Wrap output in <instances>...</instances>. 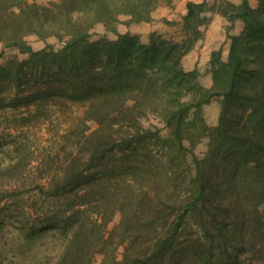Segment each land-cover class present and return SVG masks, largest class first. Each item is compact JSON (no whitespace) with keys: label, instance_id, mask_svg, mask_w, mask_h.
<instances>
[{"label":"trees","instance_id":"trees-1","mask_svg":"<svg viewBox=\"0 0 264 264\" xmlns=\"http://www.w3.org/2000/svg\"><path fill=\"white\" fill-rule=\"evenodd\" d=\"M40 1L0 0V43L28 55L0 64V110L54 100L87 109L66 135L69 142L64 139L70 149L63 164L37 168L47 177L32 198L59 210L44 211L25 235L31 238L37 226L63 231L54 264H89L113 237L115 248L104 249L102 264H264V0L256 7L250 0L188 1L183 37L153 32L147 44L118 32L120 18L148 23L172 0ZM215 14L230 24L228 59L220 49L212 52V85L204 87L199 71L186 70L182 60ZM235 22L243 24L240 34H230ZM99 24L116 38L92 40ZM30 35L54 37L62 47L36 51ZM214 99L220 114L217 126H209L203 107ZM151 117L166 137L148 123ZM90 123L97 128L89 132ZM203 138L209 139L207 153L189 162ZM12 164L0 173L9 181L26 168ZM22 187L10 193L16 216ZM115 211L122 214L121 234L104 239ZM118 245L125 246L121 261Z\"/></svg>","mask_w":264,"mask_h":264},{"label":"rangeland","instance_id":"rangeland-1","mask_svg":"<svg viewBox=\"0 0 264 264\" xmlns=\"http://www.w3.org/2000/svg\"><path fill=\"white\" fill-rule=\"evenodd\" d=\"M47 1L48 0L40 1V3H46ZM232 1L238 2V0ZM174 2L173 0L171 6L161 4L152 14L150 22L154 21L152 24L156 27L155 32L163 37L180 40L183 37L180 27L183 17L178 15H157L161 10H169V8L173 7V4H175ZM250 3L253 7L258 5L257 0H250ZM145 25L147 24L145 23L144 26ZM228 25L230 24L227 22L222 34L223 43L226 45L227 49L226 60L228 59L230 43L226 36V27ZM126 26H129V24H127V18L121 17L120 23L117 25V31L119 32L118 29H121V31L125 32ZM242 30L243 24L241 22H235L230 30V34H240ZM139 33L146 35L144 41L141 39L140 34H135L140 37L141 42L144 44L149 43L150 35L153 32H150V30L146 28ZM99 35H104L110 39L116 38L113 33L106 32L104 27L100 24L96 25L93 29L91 39L96 40L99 38ZM27 40L36 51L44 48L48 44L52 45L56 50L62 47V41L54 37L40 40L36 36L30 35L27 37ZM220 50L222 51V48H220ZM13 56L17 57L20 61H26L28 59V55L22 54L14 48L5 49L0 43V64L6 63ZM194 57L195 55L191 57L192 61L189 64L186 63L184 68L194 65ZM211 57L212 53L205 57L204 63L203 65L201 64L202 66L200 67L201 71H199V80L204 87H210L212 85ZM202 58L200 54V60ZM208 83L210 86H206ZM86 109V105L54 100L41 105V107L35 105L29 108H20L19 110L8 108L0 110L1 168L6 167L9 163H13L12 165L20 163L22 167H26L20 175L17 174L11 181L7 179V175H0V264H54L56 262L65 240V233H63V231L57 229L39 231L40 227L37 226L38 228L34 227L36 234L31 238L28 237L29 234L25 235V232L29 230L30 225L42 221V213H44V211L48 213L57 212L59 206L55 203H49L48 205V202L45 203L43 199H34L31 195H34L35 186L45 181L47 177L46 175L40 176V166L44 167V165H49L55 168L63 164L64 158L70 149V146L65 142V140L69 142L66 135L76 131L75 126L83 119ZM219 114L220 104L218 99L212 100L203 107V116L209 126H217ZM21 123H24L23 126H19ZM148 123L162 128L163 131L161 135L163 137L167 136V131L157 118L151 117ZM89 126V132L97 128V125L93 123H90ZM208 143L209 139L203 138L200 143L191 150L192 152L188 153V161L191 162L193 155L198 158L203 157L207 153ZM186 146L189 145L186 144ZM145 154L146 153H136V157L141 159V161L144 160L148 165L155 164L153 159L147 157L148 154H146L147 159L144 158ZM149 156L154 157L156 154L152 152ZM6 168L1 169L0 173L7 170ZM137 181L138 180H136V182ZM136 182H133V185L134 188L137 189ZM23 184L24 187L18 189L22 192V196H24L22 202L23 206L21 207L22 213L16 216L13 213L15 208V197L10 193L14 191L16 187ZM31 202H34V205H30ZM100 211L104 212V209ZM30 212L33 213L32 219L28 218ZM97 217L100 218L101 214L97 215ZM121 219L122 214L119 211H115L112 214L103 235L104 239L114 236V234H117V236L121 234L119 228ZM24 223L28 224V227L22 230ZM116 239L118 238L113 237L112 243L106 245V248H104L103 244L100 246L98 245V250L101 252L96 253L89 264H102L104 259L102 252L104 249L115 248ZM110 241L111 239H108V243ZM124 247V245H118L116 248L118 261H121L123 258Z\"/></svg>","mask_w":264,"mask_h":264},{"label":"crops","instance_id":"crops-1","mask_svg":"<svg viewBox=\"0 0 264 264\" xmlns=\"http://www.w3.org/2000/svg\"><path fill=\"white\" fill-rule=\"evenodd\" d=\"M173 1V0H172ZM175 4H173V7L169 8V10H161L160 13H157L158 16H182L184 17L186 14V4L188 1H193L195 3H200L204 0H174ZM154 22V21H153ZM153 22L146 23L147 25L144 26L145 23H138V24H131L129 26H126V30L121 31V29H118L120 33H134V34H140L141 39L145 41L146 35L141 34L139 32L145 30L148 28L150 32H155L156 27L152 24ZM227 23L226 19L222 16L215 14L212 16V20L209 24V26L205 29V35L204 38L200 41H198L194 47V49L189 52L182 60L183 66L189 64L192 60L191 57L195 55L194 59V65L192 67H185L186 70H194L197 69L198 71H201V66L204 63L205 57L208 54H211L213 51H217L220 48H222V60H226V54L227 49L226 45L223 43V30L224 26ZM143 41V42H144ZM200 54L202 55V59L200 60ZM201 61V62H200ZM198 62V63H197ZM202 64V65H201ZM206 86H210L208 83Z\"/></svg>","mask_w":264,"mask_h":264}]
</instances>
